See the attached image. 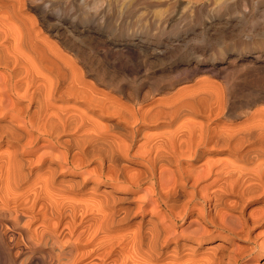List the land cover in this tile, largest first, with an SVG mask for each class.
Listing matches in <instances>:
<instances>
[{
  "label": "bare ground",
  "instance_id": "6f19581e",
  "mask_svg": "<svg viewBox=\"0 0 264 264\" xmlns=\"http://www.w3.org/2000/svg\"><path fill=\"white\" fill-rule=\"evenodd\" d=\"M103 4L0 0V264H264V0Z\"/></svg>",
  "mask_w": 264,
  "mask_h": 264
},
{
  "label": "rangeland",
  "instance_id": "374dc122",
  "mask_svg": "<svg viewBox=\"0 0 264 264\" xmlns=\"http://www.w3.org/2000/svg\"><path fill=\"white\" fill-rule=\"evenodd\" d=\"M135 0H104V4L101 6V8L102 9H104V8H107L108 6H114L116 9H118L122 14H125V12H126V9H127V7L128 6H130L133 2H134ZM154 11H151L150 13H148V9L144 6V5H139V7H138V13H141V14H143V15H145V13H146V15L148 16V17H150V18H156V19H158V18H162L164 15L162 14V16H161V12L159 11L160 9H153ZM179 10H181V9H179ZM28 13L29 14H32L33 12H34V10H32L31 8H29L28 10ZM178 11V10H177ZM179 13L180 12H175V14H173V15H176V17L179 15ZM160 14V15H159ZM35 16H37V15H35ZM46 34H48V37H46L47 35H45V37H46V39L48 40L49 39V41L50 42H55V40H56V42L58 43V40H57V38H56V36H54V35H50V33H46ZM59 44V43H58ZM154 70H156V71H154ZM148 72H152V73H154V72H157L156 74H161L162 73V70H161V68H160V66H154L153 67V69H150ZM132 74L131 75H133V74H135V75H141L142 73H143V71L142 72H131ZM201 78V77H208V75H207V73L206 72H204V71H199L198 73H196L195 75H193V77L192 78ZM87 78L89 79V78H91L89 75L87 76ZM90 80V79H89ZM192 82V81H191ZM189 83H190V81H189ZM185 85V84H188L187 82H181V83H178L175 87H174V89L173 88H171V89H173V90H175L176 88H178V86L180 85V86H183V85ZM179 86V87H180ZM132 86H130V85H128V84H126L125 85V88H126V90L127 91H131L132 89H133V87L131 88ZM149 87L146 85V86H144V87H142V92H144V91H146L147 89H148ZM96 166V164H93V165H91L92 167L91 168H94L95 166ZM129 170L131 171V172H136L137 170H138V168H140V166H138V164H135V163H130L129 164ZM138 194H140V193H138ZM257 205L259 206V204H257V203H254L253 205H251L250 206V209L251 208H256L257 207ZM129 226L130 225H125V226H122V227H124V229L126 228L127 230L129 229H131V226H130V228H129ZM263 229L262 228H258V229H256V231H255V234L256 233H260L261 231H262ZM239 245L242 247V248H244V247H248V248H250V247H252V245H254V243H252V242H246V241H243V240H240L239 241ZM199 255H203V252H201V253H199ZM198 255V256H199ZM262 262H263V260L261 259V258H259L258 257V254L255 252V253H252L249 257H248V263L249 264H262ZM159 263H161L162 264V262L160 261Z\"/></svg>",
  "mask_w": 264,
  "mask_h": 264
}]
</instances>
